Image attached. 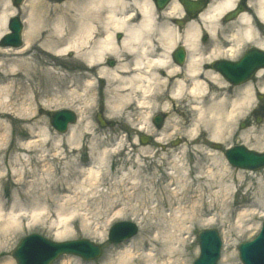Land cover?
<instances>
[{"label": "rangeland", "instance_id": "374dc122", "mask_svg": "<svg viewBox=\"0 0 264 264\" xmlns=\"http://www.w3.org/2000/svg\"><path fill=\"white\" fill-rule=\"evenodd\" d=\"M46 2L37 0L33 21H49L57 14L71 23L78 13L76 4ZM200 32L205 35V28ZM12 57L0 64V87L21 82L20 64L13 69ZM53 65L57 75L53 95L34 100L39 86L26 99L14 87L8 106L0 108L4 113L0 116V208L5 213L14 208L15 214L27 217L0 249V264L3 260L15 264L10 254L23 237L37 234L56 241L55 234L63 229L68 236L56 242L86 239L100 244L103 254L92 262L63 256L54 264H115L124 251L133 255V264H192L199 254L197 234L207 229L216 230L222 240L218 264H226L227 256H231L228 264H241L238 245L256 237L264 220V170L251 175L231 168L222 153L214 151L207 124L188 138L194 114L185 98L182 113V105L175 102L174 108L167 97L168 110L154 111L141 130L136 122L109 116L108 88L96 66L88 67L67 54ZM91 70L97 71L92 90L85 86ZM58 110L72 111L77 117L63 135L54 132L49 122V115ZM97 113L110 128L98 126ZM157 114L165 117L160 129L152 123ZM173 124L176 134L168 131ZM74 129L81 138L71 146L75 138L68 141V137ZM227 133L228 129L217 140ZM141 136L151 139L143 145ZM90 167L99 172V183L88 193H79L77 182L82 183L83 177L78 173ZM215 184L231 188L226 197L215 199ZM39 200L41 205H32ZM59 206L64 213L59 214ZM41 209L48 212L42 218ZM242 212H248L244 218L239 217ZM123 221L135 223L137 235L129 242L109 245V228Z\"/></svg>", "mask_w": 264, "mask_h": 264}, {"label": "bare ground", "instance_id": "6f19581e", "mask_svg": "<svg viewBox=\"0 0 264 264\" xmlns=\"http://www.w3.org/2000/svg\"><path fill=\"white\" fill-rule=\"evenodd\" d=\"M51 1L54 4L57 3V0ZM235 2L236 0H212L211 5L200 15L196 22L191 23L187 28L185 38L188 48L195 49L198 47L199 27L205 28L209 34L210 47L212 49L209 52L210 55L203 58V63L207 62V58L213 59L212 56L215 57L216 22L234 6ZM69 3L76 4L77 10L75 12H78L74 14L75 18L71 23L63 22L61 15L58 17L57 14L52 15L49 21L38 20L35 22L31 17L28 19L25 46L17 52H9V54L4 56H14L12 57V60H15L13 69L18 68L20 64L22 79L17 85L12 84L11 87L9 85L0 87V96L4 97V101L0 98V108L4 109L8 106L11 95L15 94L10 92V89L14 87L19 88V91L26 99L27 96L34 94L39 86L40 91L34 100H37L38 96L40 98L53 95L54 91L51 88L57 77L56 73L52 71L53 63L65 54L72 55L76 62L84 63L88 67L96 66L99 70L100 79L105 80L108 88L106 92L109 93V97L106 99V108L109 116L123 119L128 123L136 122L141 130L143 126L148 124L149 115L151 116L154 111L168 110L167 103L164 101L167 100V97L171 99L174 108L176 107L175 102H179V105H182V113L183 99L185 98L188 108L194 114V119L186 136L192 138L200 128H204V124H207L208 130L211 132V139L215 142L227 130L228 125L226 123H228V119H233L237 112L241 113L246 105L249 104L250 90L243 91L242 97L230 105L228 113H223L222 111L223 102L201 103L200 100L208 96V89H212L213 78L207 79L204 77V73L200 72V58H198V55H194L195 51L190 52L193 55H190L187 63V81H183V79L174 81L171 90L168 91L167 87L169 84L157 78L156 69L159 68L160 61L156 60L154 62L147 59L148 37L157 28L153 20V9L149 1L64 0V4L71 5ZM44 4H47L46 0H44ZM129 5L139 12V16L131 22L133 23L130 24L131 26H125L124 19L126 17L121 18L122 15L120 13L124 12ZM118 8H121V10H118ZM247 8V11L241 14L234 22L233 30L230 34L225 35V40L228 43V49L225 53L230 56L236 54L244 44H252L258 49L264 50V37L262 34L256 33L255 30L256 25L259 27L264 26V0H248ZM175 10L176 6L174 5L169 10V14L171 15L172 11L174 12ZM4 19L5 17H2L0 22H3ZM174 31L175 29L173 28L159 30L158 37L161 40L169 41L167 44L168 48L173 47L175 44L174 39H172ZM117 32L125 34L123 40L119 43H115L113 40V36ZM95 33H102L101 37L103 39H97L91 46L89 43ZM164 54L166 53L164 52ZM37 55L42 57L40 61L35 60ZM105 58L118 59L117 66L113 69L107 68V65L103 63ZM159 69L167 70L166 76L169 80L172 79V76L178 74L174 67L160 66ZM9 73L12 74L11 71ZM9 78L11 79V75ZM31 82L35 84H30ZM85 86L92 90L91 82L86 81ZM42 87L44 88L42 89ZM165 89L166 91L164 92ZM262 91L264 92V89ZM67 95L71 96L72 91L68 92ZM51 99L49 103L53 102V99ZM88 103H91L90 98L87 100V105ZM169 112H171L170 109ZM3 114L0 113V116ZM168 131L176 134V125L173 124L169 127ZM78 136L79 134L75 129L71 130L68 141H72L75 138L71 146H75L79 142L81 137ZM159 137L161 138L162 135ZM78 175L83 177L82 183L77 182L78 186L76 189L79 190V193H88L99 183V172L95 171L94 167L80 170ZM215 188H218L215 191V199L220 196L226 197V193L231 189L225 185L222 187V184H215ZM66 191L71 193L70 186H67ZM72 194L73 196L74 194L76 195V193ZM70 200V198L67 200V204ZM41 204V200L32 202V205L36 206ZM261 204L262 206L264 205V198ZM62 209L59 206V214L61 212L64 213ZM4 210L2 206L0 208V249H5L11 237L27 219L24 215L15 214L14 208L8 213H5ZM41 211H43L41 218L45 212L48 213L44 209H41ZM247 213L242 212L239 217L244 218ZM57 229L59 230V228ZM66 236H68V232L64 229L60 230L55 234V240H62ZM132 256L130 252L124 251L119 256L118 263L115 264H128L127 262L129 264L132 262L133 264L134 262L131 261ZM13 261L15 262L14 259ZM106 261L108 262V258ZM230 261L231 256H227L226 264ZM2 263L11 264L7 260H3ZM166 263H170V260Z\"/></svg>", "mask_w": 264, "mask_h": 264}, {"label": "flooded vegetation", "instance_id": "af4514ba", "mask_svg": "<svg viewBox=\"0 0 264 264\" xmlns=\"http://www.w3.org/2000/svg\"><path fill=\"white\" fill-rule=\"evenodd\" d=\"M130 1V0H124ZM218 1V0H213ZM37 0H0V20L2 17H5L3 22H0V64L8 59L4 57L9 52H16L21 50L25 45V33L27 29L28 19L33 18L34 11L37 12V8L34 9L35 3ZM151 7L153 9V20L157 25L156 31L148 37L149 41L147 44V59L151 61L159 60L160 66H165L167 68L174 67L178 71L177 75L172 76V79L169 80L166 76L167 70L156 69V74L160 80L166 81L169 85L167 87L168 91L171 90V87L174 81H187L186 79V68L189 61L190 52L195 51V56L198 55L200 58V72L204 73V77L209 79L213 78L212 89H209L208 92L211 95V98L224 102V108L228 109V106L235 101L240 99L244 90H250V102L246 105L245 110L240 115L242 120L235 122L232 130L229 131L230 134L226 139H229L230 145L228 147L243 146L249 151H254L257 153H264V144L263 146L258 147L261 144V141L264 140V70H258L251 77V79L246 82L244 85L234 86L229 84L218 70L215 68L216 63L223 61H238L242 54L239 53L235 56H230L226 54L228 46L225 41L220 40V29H225L231 32L233 30L232 26L235 21L226 22L225 18H222L216 22L215 25V57L213 59L207 58V62L203 63V58L209 56V52L212 49L210 46L204 48L205 44H210L208 34L203 35L200 32L202 27H199L198 31V47L197 48H188L186 44L185 32L191 23L196 22L200 15L211 5L212 0H149ZM240 3L246 4V0H240ZM176 6V10L170 15L169 10ZM132 12L129 16L127 13ZM134 7H127L122 13L125 20H130L127 26L133 24L134 19H136L139 14ZM19 28V47L16 48V42L14 40V34L16 28ZM169 28L175 29L173 32L174 46L168 48L167 44L169 41L161 40L159 36V30H167ZM256 33L259 35L262 34L264 37V27H259L256 25ZM227 31V33H228ZM225 33V35L227 34ZM102 33H95L93 39L90 41L93 42L97 39H103L101 37ZM9 35V38L3 41L5 36ZM124 33H116L113 36L115 43H119L124 38ZM224 35V36H225ZM224 36L222 37L224 39ZM146 43V42H145ZM168 48V49H167ZM164 52L166 54H164ZM222 52V53H220ZM106 65L110 68L116 66L117 61H112L111 59H106L104 61ZM147 72V71H145ZM92 75L96 74V71L93 70ZM216 79V80H215ZM224 113V112H223Z\"/></svg>", "mask_w": 264, "mask_h": 264}, {"label": "water", "instance_id": "95a60500", "mask_svg": "<svg viewBox=\"0 0 264 264\" xmlns=\"http://www.w3.org/2000/svg\"><path fill=\"white\" fill-rule=\"evenodd\" d=\"M225 76L233 83H239L255 70L249 61L243 58L238 64H230L224 67ZM51 126L58 132H65L67 125L75 122V116L68 111H60L50 114ZM99 125L106 124L97 118ZM161 118L156 120L160 126ZM141 142H146L141 139ZM227 162L236 168L257 171L264 168V155L254 156L246 151L233 149L225 152ZM136 233L133 225L119 223L114 225L109 232V242L124 241ZM200 255L193 264H216L220 254V240L215 231H202L198 234ZM240 259L243 264H264V223L260 234L252 241L242 243L238 247ZM100 248L88 241H74L67 243H53L38 235H30L21 240L11 256L16 264H51L60 255L69 254L79 256L84 260H92L100 256Z\"/></svg>", "mask_w": 264, "mask_h": 264}]
</instances>
